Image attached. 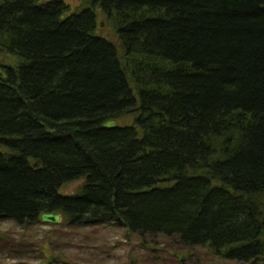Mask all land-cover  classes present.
Segmentation results:
<instances>
[{
  "label": "trees",
  "instance_id": "trees-1",
  "mask_svg": "<svg viewBox=\"0 0 264 264\" xmlns=\"http://www.w3.org/2000/svg\"><path fill=\"white\" fill-rule=\"evenodd\" d=\"M49 213L264 264V0H0V223Z\"/></svg>",
  "mask_w": 264,
  "mask_h": 264
},
{
  "label": "rangeland",
  "instance_id": "rangeland-1",
  "mask_svg": "<svg viewBox=\"0 0 264 264\" xmlns=\"http://www.w3.org/2000/svg\"><path fill=\"white\" fill-rule=\"evenodd\" d=\"M72 9L84 0H64ZM99 33L117 41L101 17ZM84 180L64 186L62 195H76ZM39 223L22 229L17 223H0V264H239L224 262L205 249H182L163 236L143 238L114 225L77 228ZM50 254L53 255L48 261ZM241 264V263H240Z\"/></svg>",
  "mask_w": 264,
  "mask_h": 264
},
{
  "label": "water",
  "instance_id": "water-1",
  "mask_svg": "<svg viewBox=\"0 0 264 264\" xmlns=\"http://www.w3.org/2000/svg\"><path fill=\"white\" fill-rule=\"evenodd\" d=\"M101 26H103V22H101ZM104 127L109 129L117 127V121L116 120L108 121L104 124ZM61 220H62V216L54 213L43 214L41 217V222H43L44 224L50 223L53 225H57L60 224V222H62Z\"/></svg>",
  "mask_w": 264,
  "mask_h": 264
}]
</instances>
